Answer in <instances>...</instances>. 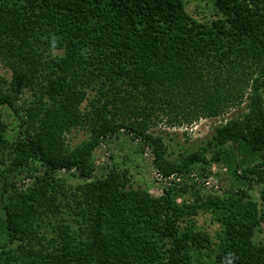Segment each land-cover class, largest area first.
Here are the masks:
<instances>
[{
	"label": "trees",
	"instance_id": "trees-1",
	"mask_svg": "<svg viewBox=\"0 0 264 264\" xmlns=\"http://www.w3.org/2000/svg\"><path fill=\"white\" fill-rule=\"evenodd\" d=\"M214 8L200 23L181 0H0V109L14 120L0 113V264H191L212 246L185 225L200 211L222 228L214 264H264V0ZM217 118L176 161L153 130ZM77 130L89 138L71 146ZM121 133L152 152L161 195L113 167L95 174L93 151ZM211 163L233 166L241 186L176 182Z\"/></svg>",
	"mask_w": 264,
	"mask_h": 264
},
{
	"label": "rangeland",
	"instance_id": "rangeland-1",
	"mask_svg": "<svg viewBox=\"0 0 264 264\" xmlns=\"http://www.w3.org/2000/svg\"><path fill=\"white\" fill-rule=\"evenodd\" d=\"M189 16L198 22H208L216 18L214 0H181ZM0 76L6 79L10 78V71L0 64ZM241 110H234L226 118L233 114L240 113ZM5 124L12 128L14 124L11 112L3 107L0 109ZM222 119H201L191 126L167 128L159 124L153 128L154 131L162 133L168 147L167 158L170 161H176L185 151H193L208 141L214 133V128L220 124ZM167 133V135L165 134ZM89 134L84 130L73 131L68 135L71 146H76L83 141L88 140ZM153 154L149 148H145L140 142L132 141L124 133L116 137L104 140L92 153L91 164L95 169V174L105 173L110 168H116L126 172L129 178V186L137 189H146L153 196L157 197L162 194V190L167 187L168 182L157 175L153 164ZM256 162H262L258 159ZM255 162V163H256ZM249 164L245 163L243 168ZM233 166L228 167L223 163H211L205 169L206 178L201 175L199 166L191 168L187 174L182 175L179 181L185 180L188 185L192 182H203L199 184L204 194H222L223 190L228 188L240 187L239 183L233 177ZM66 186L69 189L74 188L79 181L72 175L61 173ZM174 178V177H173ZM171 178L170 180H173ZM15 181L24 183L23 177L13 178ZM24 180V181H23ZM261 187L253 186L250 190L251 197L260 202ZM183 199L177 198L181 203ZM185 225H193L194 230L207 233L211 238V247L200 249L191 253V264H214V257L218 251L222 239V228L217 221L216 215L210 211H200L199 214ZM182 225V226H185ZM256 241L264 240V222H261L256 230Z\"/></svg>",
	"mask_w": 264,
	"mask_h": 264
},
{
	"label": "clouds",
	"instance_id": "clouds-1",
	"mask_svg": "<svg viewBox=\"0 0 264 264\" xmlns=\"http://www.w3.org/2000/svg\"><path fill=\"white\" fill-rule=\"evenodd\" d=\"M229 264H231V261H229Z\"/></svg>",
	"mask_w": 264,
	"mask_h": 264
}]
</instances>
